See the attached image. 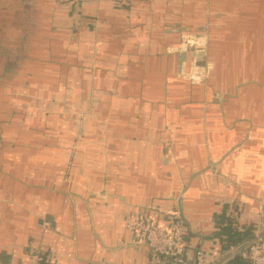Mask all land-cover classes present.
I'll list each match as a JSON object with an SVG mask.
<instances>
[{
	"label": "crops",
	"instance_id": "obj_1",
	"mask_svg": "<svg viewBox=\"0 0 264 264\" xmlns=\"http://www.w3.org/2000/svg\"><path fill=\"white\" fill-rule=\"evenodd\" d=\"M1 3L5 46L49 49L57 69L31 79L55 101L24 142L36 169L0 168V264H161L127 223L166 228L179 208L186 260L228 256L216 215L264 234V0ZM190 31L207 36L203 84L175 50Z\"/></svg>",
	"mask_w": 264,
	"mask_h": 264
},
{
	"label": "rangeland",
	"instance_id": "obj_2",
	"mask_svg": "<svg viewBox=\"0 0 264 264\" xmlns=\"http://www.w3.org/2000/svg\"><path fill=\"white\" fill-rule=\"evenodd\" d=\"M0 5H2L1 0ZM5 14L0 9V21L5 19L2 16ZM185 33L197 32L190 31ZM15 35L8 28H6V33L2 34L0 32V168L2 172L7 169L6 165L14 172H24L27 168L30 171L36 169L37 165L33 158L34 145L28 142L25 145L27 147L24 148V142L27 137H36V120L45 119L39 110L40 108L37 110V105L41 103L40 100L44 98L45 102H50L51 104L55 102L51 95L52 80L48 81L43 88L37 84L36 80H31L36 75L41 74L42 71L52 75V72L57 67V64L43 62L49 57V49H18L5 46L7 42L12 44L18 40ZM25 55H28V60L26 61L23 60ZM30 109L33 113L29 111ZM43 113L46 117H53V111L49 109ZM36 115L39 117L36 118ZM47 130L45 131L47 132ZM46 132L44 133L48 134ZM51 134H48L49 139H52ZM45 138L47 142L45 146L49 145L48 147L51 148V142L47 137ZM28 152H32V154ZM5 160L8 161L6 162ZM1 178L3 177H0V189H3L2 186L8 184V182ZM11 179L19 184L21 183L20 178L15 175H11ZM14 190L17 191L12 193L13 196L20 194L18 189L14 188ZM0 194L2 193L0 192Z\"/></svg>",
	"mask_w": 264,
	"mask_h": 264
},
{
	"label": "built area",
	"instance_id": "obj_3",
	"mask_svg": "<svg viewBox=\"0 0 264 264\" xmlns=\"http://www.w3.org/2000/svg\"><path fill=\"white\" fill-rule=\"evenodd\" d=\"M191 46L195 51H206L207 36L204 33H182L176 51H186ZM210 71V63L203 60L191 58L189 69L184 73L190 83L203 84ZM41 229H49V223L40 224ZM127 228L136 231L138 234L137 245H145L161 264H168V259L180 258L185 264H228L233 257H239L247 264H264V234L259 229H254L249 240L237 249L229 252L223 259L209 250L195 249L191 260L185 259L187 251L185 242L184 218L178 212L172 214L170 224L166 228H161L150 222L132 220L127 223ZM31 264H45L41 253L33 254Z\"/></svg>",
	"mask_w": 264,
	"mask_h": 264
},
{
	"label": "trees",
	"instance_id": "obj_4",
	"mask_svg": "<svg viewBox=\"0 0 264 264\" xmlns=\"http://www.w3.org/2000/svg\"><path fill=\"white\" fill-rule=\"evenodd\" d=\"M216 232L212 235L213 242L217 243L224 254H229L233 249H237L244 245L247 235L250 233L249 228L238 230L236 222L233 218L225 215V213L215 216ZM228 264H247L239 257H233Z\"/></svg>",
	"mask_w": 264,
	"mask_h": 264
},
{
	"label": "water",
	"instance_id": "obj_5",
	"mask_svg": "<svg viewBox=\"0 0 264 264\" xmlns=\"http://www.w3.org/2000/svg\"><path fill=\"white\" fill-rule=\"evenodd\" d=\"M190 54L192 57H195L196 60H201V58L205 55V51L203 50H198L195 51L191 46H188L186 51H179L177 53L178 61H179V66L181 67L182 62L185 61L186 55ZM178 213L181 214L180 208L178 209ZM249 238H247L245 241H247ZM168 264H185L180 258H172L170 257L168 259Z\"/></svg>",
	"mask_w": 264,
	"mask_h": 264
},
{
	"label": "flooded vegetation",
	"instance_id": "obj_6",
	"mask_svg": "<svg viewBox=\"0 0 264 264\" xmlns=\"http://www.w3.org/2000/svg\"><path fill=\"white\" fill-rule=\"evenodd\" d=\"M5 21L6 19L0 21V29H1L2 34L5 33Z\"/></svg>",
	"mask_w": 264,
	"mask_h": 264
}]
</instances>
